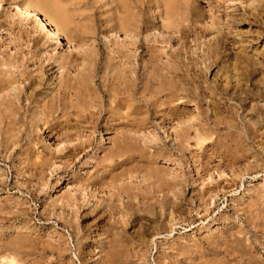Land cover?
I'll return each mask as SVG.
<instances>
[{
    "label": "rangeland",
    "instance_id": "374dc122",
    "mask_svg": "<svg viewBox=\"0 0 264 264\" xmlns=\"http://www.w3.org/2000/svg\"><path fill=\"white\" fill-rule=\"evenodd\" d=\"M21 1L0 0V257L264 264V0H187L184 38L160 29L167 0L47 1L65 28L28 0L59 41ZM124 71L137 88L119 106ZM80 89L97 92L91 106Z\"/></svg>",
    "mask_w": 264,
    "mask_h": 264
},
{
    "label": "bare ground",
    "instance_id": "6f19581e",
    "mask_svg": "<svg viewBox=\"0 0 264 264\" xmlns=\"http://www.w3.org/2000/svg\"><path fill=\"white\" fill-rule=\"evenodd\" d=\"M37 3L36 4H38L39 6H40V8H42L43 10H48V11H51V13H54V15H52V18H54L55 16H56V20H57V22H58V26H60V27H67L68 26V24H67V19L65 18V17H62V15L61 14H59L57 11H55V8L53 9L51 6H50V4H48L47 3V1H49V0H35ZM54 1H56V0H54ZM50 2V1H49ZM59 2V1H58ZM186 2H187V0H167V2L165 3L166 4V6H167V9H166V15H165V19H163L162 17H161V25H160V29L163 31V33H166V34H170V33H176V35H177V33H179L180 34V37L182 38V36H183V30H181L179 27L180 26H182V24H184V20H182V18H178V16H179V12H178V5L179 4H183V5H186ZM128 3V2H127ZM54 4V3H53ZM55 4H56V8H58V6H57V3L55 2ZM112 4L113 5H116L117 7L119 6V9H123V10H125L126 9V2H125V0H113L112 1ZM37 5V6H38ZM59 5V4H58ZM18 6H19V8L21 9V12H22V15H23V17H32V18H34L35 19V22H37V25H36V27L39 29V30H45L46 32H47V38L48 39H50V40H57V41H59L60 40V32H59V29L58 28H55L54 26H52V24L48 21V19L46 18V16H43L42 17V14H41V12L39 11V10H37V8L31 3V1H28V0H24V1H21L20 3H18ZM54 6V5H53ZM59 7H60V5H59ZM0 8H1V2H0ZM40 8H38V9H40ZM59 9V8H58ZM186 9H187V6H186ZM60 10H63V9H61L60 8ZM42 11V10H41ZM47 12V11H46ZM45 12V13H46ZM165 12V11H164ZM49 14H51L50 12H48ZM159 14L157 13V16H158ZM125 16H127L126 14H125ZM124 16V17H125ZM186 16V15H185ZM158 17H160V15L158 16ZM180 17V16H179ZM55 20V19H54ZM116 20H118L117 22H118V24H119V27L121 28V29H124V27L127 25V19H125V18H116ZM212 21V20H211ZM213 24H211V26H210V28H209V31H211V29H212V32H214V34L215 33H219L220 32V28H219V25L218 24H215L214 22H212ZM117 24V25H118ZM56 25V24H55ZM126 29V28H125ZM208 30V29H207ZM177 31V32H176ZM26 34H27V36L32 40V42H33V44L34 45H37V39L36 38H32L30 35H29V33L28 32H25ZM88 33V32H87ZM187 32H185V34H186ZM213 34V33H212ZM82 36V35H81ZM90 36V35H89ZM220 35H218V37H219ZM186 37V36H185ZM183 38H184V36H183ZM217 39V38H216ZM176 40V39H175ZM82 41L84 42L81 46H85L86 44H88V41H87V35H84L83 37H82ZM65 42L67 43V45H71L72 44V41H70V40H68V39H66L65 40ZM38 44H39V41H38ZM139 48H141V49H143V44H140L139 46H138ZM146 47V46H145ZM144 47V48H145ZM98 48V47H97ZM100 48V47H99ZM148 49V48H147ZM153 49V48H152ZM141 52V51H140ZM85 53V52H84ZM85 54H87V52L85 53ZM140 58H142V55L140 54ZM138 59V58H137ZM99 60V59H98ZM97 59L96 60H91V62L92 63H94V62H96V61H98ZM69 61V60H68ZM68 61L66 60V62H64L62 65L63 66H69V64H68ZM71 61V60H70ZM128 61V60H127ZM99 62V61H98ZM155 62H156V60L155 59H152V75L154 76V68H155ZM129 62H127L126 64H128ZM70 64H72V62L70 63ZM175 66H173L172 68H168L167 70H168V74H171V75H173V76H180V74H178L177 72L178 71H181L182 70V68L183 67H185V68H187V63L186 64H184V62L183 61H181V62H175ZM183 64V65H182ZM63 66H62V68H63ZM108 67H110V65H108L107 64V68ZM89 68H91L90 70L91 71H96L97 70V65L95 64V65H93V66H89ZM88 68V69H89ZM139 68V67H138ZM101 69V68H100ZM137 69V68H136ZM136 72V71H135ZM148 74H151V72L149 73L148 72ZM64 75V74H63ZM88 76H91V75H88ZM117 76V75H116ZM152 76V79L154 78ZM136 77V76H135ZM166 75H159V77H158V79H160L158 82L157 81H155L154 80V82H153V80L151 81V79H150V76L146 79V83L144 84V92H146V91H148L149 90V86H150V84H151V82H152V86L154 87L156 84L158 85V88L162 85V83H164V81L166 80ZM63 78H64V76L62 77V80H63ZM119 82H120V85H122L123 87H124V89H123V91H122V96H123V98H121L120 100H119V102H121L120 104L121 105H119V106H123V105H125V104H127L129 101H132L133 99H134V94H135V90H136V88H137V85H136V82H137V80H138V76H137V78H134V80H131L128 76H126V74H125V71L122 73V74H120L119 75ZM117 79V78H116ZM115 79V80H116ZM83 81L84 80H86L84 77H83V79H82ZM62 83H60L59 84V90H62V91H60V93H59V96H63V95H65L68 91H69V88H68V86L63 82V81H61ZM155 82H157V83H155ZM159 83V84H158ZM10 84V83H9ZM2 85V84H1ZM1 85H0V87H1ZM153 87H152V89H153ZM64 88H66V89H64ZM172 88V87H171ZM171 88H169V89H167V91H169V94L168 95H166V97H169V98H172L173 96H174V93L175 92H172L171 91ZM161 89V88H160ZM154 90V92H155V89H153ZM156 90H158V89H156ZM162 90V89H161ZM79 91V90H78ZM101 91V90H100ZM182 91V90H181ZM70 93H71V91H70ZM78 93H80V94H78ZM96 91L95 90H93V91H89V90H81L80 89V91L79 92H77V94L79 95V96H84L85 98H87L88 99V101H81V104H83V105H85V106H91V105H89V104H92L93 103V97L94 96H96ZM120 94V93H119ZM159 94H160V92H159ZM18 96V95H17ZM138 99V98H137ZM146 103L147 104H149L150 103V101H146ZM149 106H152V104L150 103L149 104ZM158 107V106H157ZM112 108V107H111ZM91 112V111H90ZM107 114L109 115L110 114V112H107ZM152 115H154V113L152 114ZM171 115V114H170ZM95 116V114H93V113H91L90 114V117L92 118V117H94ZM179 116V115H178ZM113 118H114V114H110V116H109V118H107L108 120L106 121V123L107 122H112V120H113ZM178 118V117H177ZM182 118V117H181ZM171 128V127H170ZM200 131V130H199ZM80 146V145H79ZM79 146L78 147H76L75 148V150H77L78 148H79ZM78 151H79V149H78ZM115 156V153L113 154V153H110V157H114ZM118 156H121V152L117 155V157ZM60 181H62V180H60ZM177 183V182H176ZM180 184V183H179ZM61 185V184H60ZM181 188V187H180ZM180 188H178V189H180ZM176 189H177V187H176ZM177 189V190H178ZM147 190V189H146ZM183 191V190H182ZM127 192V191H126ZM150 192V191H149ZM149 192H147V193H149ZM174 192H175V190H174ZM173 192V193H174ZM175 193H178V194H180V196H181V192L179 191V192H175ZM175 195V194H174ZM178 197V196H177ZM144 199H145V197H143ZM181 198V197H180ZM148 199V198H147ZM149 200V199H148ZM147 201V200H146ZM146 203V202H145ZM151 204H152V202H151ZM150 208V207H149ZM146 212H148V211H146ZM152 213V212H151ZM215 229H218V227H216ZM10 246V245H9ZM16 261L14 260V258L12 257V256H1L0 257V264H16L15 263Z\"/></svg>",
    "mask_w": 264,
    "mask_h": 264
}]
</instances>
